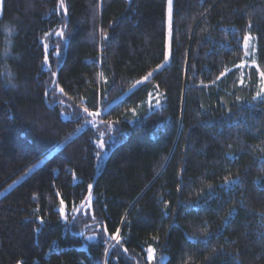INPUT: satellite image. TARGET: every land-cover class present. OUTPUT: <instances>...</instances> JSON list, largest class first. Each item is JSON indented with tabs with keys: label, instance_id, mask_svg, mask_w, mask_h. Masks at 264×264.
<instances>
[{
	"label": "trees",
	"instance_id": "1",
	"mask_svg": "<svg viewBox=\"0 0 264 264\" xmlns=\"http://www.w3.org/2000/svg\"><path fill=\"white\" fill-rule=\"evenodd\" d=\"M59 3L2 0L0 194L47 158L0 195V264H264V0H173L161 69L167 0Z\"/></svg>",
	"mask_w": 264,
	"mask_h": 264
},
{
	"label": "rangeland",
	"instance_id": "2",
	"mask_svg": "<svg viewBox=\"0 0 264 264\" xmlns=\"http://www.w3.org/2000/svg\"><path fill=\"white\" fill-rule=\"evenodd\" d=\"M172 6H173V0H172ZM1 8H2V0H0V14H1ZM171 21H172V12H171ZM246 36H249L250 39L248 40L247 45H245V41L243 40L244 60L247 61V62L256 63V61H257L256 38H255V36L250 35V34H248ZM170 39H171V26L169 25V11H168V0H167V3H166V54H165V56L167 55V59L164 60V62L158 67V69H161L162 67L166 66L168 64L169 60H170ZM145 81L146 80H142V82L140 84H137L136 86L141 85ZM262 88H264V79L261 82L260 90ZM262 95H264V94H262ZM121 99L122 98H120L119 100H121ZM161 99H162V96L160 94L153 93L151 95V97L149 98V100L147 102V105L149 107L154 106V108H157V107H159L160 102L162 101ZM119 100H117V101H119ZM157 100L159 101L158 104L156 103ZM63 117L66 118V114L63 113ZM88 121H92V122L89 123ZM97 125L98 124H97L96 120L92 119L91 117H88L87 119L84 118L82 125L79 127L78 131L74 135L78 134L83 129H86V128H89V127L95 128V127H97ZM117 140H120V139H114V141H112V143H116ZM98 146H99V142H98ZM98 153H99L98 157H99V165H100V163L103 161V159H104V157H105V155L107 153V150H106L105 146L102 149L99 147V152ZM46 158L47 157H44L42 160H40L34 167H32L28 171L27 174H29L34 168L41 166ZM27 174H25L23 177L15 180L13 183H11L3 192H1L0 195H3L4 193H6L10 189H12L14 186L19 184L25 178V176ZM64 212H65V209H64ZM65 214H66V212H65ZM65 217L66 216H63L64 220L67 218V217L66 218ZM90 238L93 239L92 237H90ZM146 259L148 261V264H163L165 259H166V256H162V257H160L158 262H154L155 255L153 256L152 259H149V254L147 253Z\"/></svg>",
	"mask_w": 264,
	"mask_h": 264
},
{
	"label": "snow or ice",
	"instance_id": "3",
	"mask_svg": "<svg viewBox=\"0 0 264 264\" xmlns=\"http://www.w3.org/2000/svg\"><path fill=\"white\" fill-rule=\"evenodd\" d=\"M62 7H63V0H60V3L57 5V8H62ZM168 11H169V25L171 26L172 0H168ZM46 35H47V33H46ZM58 35L61 36V37L63 38V36H64V32H63V31H60V32L58 33ZM249 39H250L249 36H245V37H244L245 45H247V42H248ZM45 47H47V45H46ZM57 47H58V46H57ZM165 59H167V55L165 56ZM44 62H45L46 64L48 63V58H47V56L45 57V61H44ZM158 67H159V66H158ZM152 75H153V73H152V72H149L148 75L145 76L143 79H144V80H148ZM221 75H223V73H222ZM52 76L55 77V76H56V73H55V72H52ZM260 76L262 77V79H264V72H260ZM141 82H142V81H137L136 84H140ZM53 83H55V81H53ZM59 91H60L62 94L66 95V93H64V89H63L62 87L59 89ZM262 94H264V88H262L260 91H258V92L256 93V97H261ZM150 95H151V94H150ZM63 102H64L63 100L60 101L61 104H63ZM156 103L158 104L159 101L157 100ZM83 112L86 113L88 117H93V118H95V117H99V116H101V111H100V110H97V111H95V112H91V111H89V109H88L87 107H85V108L83 109ZM88 122L91 123L92 121H88ZM108 124L111 125L112 122L109 121ZM103 136H104V133L101 132V133H100V137H101V139L99 140V147H100L101 149L104 148V146H105V142H104V140H103ZM98 155H99V153H98ZM91 187H92V186L89 185V190H91ZM90 199H91V197L89 196V200H90ZM60 205H61V216H65V212H64V201H63V199H61V201H60ZM65 218H66V217H65ZM118 234H119V229H117V230H116V234H113V236H112V239L116 240L117 243H119V235H118ZM154 251H155V250H154L153 248H151V247H149V248L147 249V252H148V254H149V259H152V258H153V256H154Z\"/></svg>",
	"mask_w": 264,
	"mask_h": 264
}]
</instances>
